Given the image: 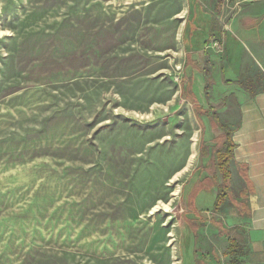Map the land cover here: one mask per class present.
<instances>
[{
  "label": "rangeland",
  "instance_id": "1",
  "mask_svg": "<svg viewBox=\"0 0 264 264\" xmlns=\"http://www.w3.org/2000/svg\"><path fill=\"white\" fill-rule=\"evenodd\" d=\"M188 17V0H0V264H183L182 184L208 143Z\"/></svg>",
  "mask_w": 264,
  "mask_h": 264
},
{
  "label": "crops",
  "instance_id": "2",
  "mask_svg": "<svg viewBox=\"0 0 264 264\" xmlns=\"http://www.w3.org/2000/svg\"><path fill=\"white\" fill-rule=\"evenodd\" d=\"M225 1L188 0L183 29V76L208 142L182 184L183 264H264V0H237L235 22L219 18ZM192 8L202 25L188 29ZM227 139L229 196L215 212L214 154Z\"/></svg>",
  "mask_w": 264,
  "mask_h": 264
},
{
  "label": "trees",
  "instance_id": "3",
  "mask_svg": "<svg viewBox=\"0 0 264 264\" xmlns=\"http://www.w3.org/2000/svg\"><path fill=\"white\" fill-rule=\"evenodd\" d=\"M228 137V134H226L225 138ZM205 146L203 144V142H201L200 148H199V152L200 155H204L203 153L205 152ZM231 152H232V144L229 141V139H227L222 145H219L216 149H215V163L217 165V170L218 172L221 174V183L217 184L216 186V197L214 199L213 202V209L216 212L220 205L222 204V202L224 201L225 198H227L228 195V191H229V179H230V172L228 171V162L231 158ZM234 201V200H233ZM187 210L189 211L190 208H188L186 206ZM182 219H181V223L184 219V217L186 218V214H184V212L182 213ZM182 240H183V233H182ZM184 241V240H183ZM182 243H181V249H182ZM184 252V251H182ZM183 262H184V258H183Z\"/></svg>",
  "mask_w": 264,
  "mask_h": 264
},
{
  "label": "built area",
  "instance_id": "4",
  "mask_svg": "<svg viewBox=\"0 0 264 264\" xmlns=\"http://www.w3.org/2000/svg\"><path fill=\"white\" fill-rule=\"evenodd\" d=\"M212 45H213L218 51H222V49L220 48V46L218 45L217 42H213Z\"/></svg>",
  "mask_w": 264,
  "mask_h": 264
}]
</instances>
